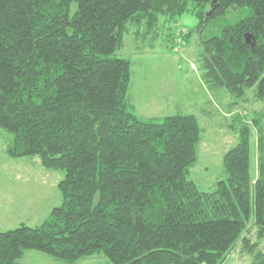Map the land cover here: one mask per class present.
<instances>
[{"label":"trees","instance_id":"1","mask_svg":"<svg viewBox=\"0 0 264 264\" xmlns=\"http://www.w3.org/2000/svg\"><path fill=\"white\" fill-rule=\"evenodd\" d=\"M185 14L198 25L182 44L200 37L206 84L235 100L256 87L264 101V0H0L4 152L65 172L62 205L42 225L0 232V264L27 251L68 264L96 254L111 264H225L238 246L264 264V138L258 177L243 123L223 157L226 179L202 192L187 179L197 117L141 118L129 103L131 62L115 56L128 28L153 38L167 28L173 53L170 27Z\"/></svg>","mask_w":264,"mask_h":264},{"label":"rangeland","instance_id":"2","mask_svg":"<svg viewBox=\"0 0 264 264\" xmlns=\"http://www.w3.org/2000/svg\"><path fill=\"white\" fill-rule=\"evenodd\" d=\"M234 14L231 16L237 20V16L244 17L246 13L238 11ZM215 21L212 22L213 28L219 25ZM197 25L193 15L185 14L170 27L177 37V48L173 53L167 42V28L161 26L158 38H153V35L138 37L136 28L129 27L123 38V48L115 56L131 62L128 96L138 117L164 118L178 114L197 117L202 129L201 142L197 149V162L191 167L187 179L202 192H213L217 183L226 179L223 157L237 145L238 129L243 123L249 124L253 130L251 176L252 179L258 177L262 155L259 136L264 138V101L255 98L256 87L247 90L244 99L235 100L226 89L211 88L206 84L200 66V37L193 35L186 46L181 40L182 33H191ZM256 115L262 116L259 127H253ZM238 116L243 122L237 121ZM4 150L5 140L0 138V232L21 225L40 226L53 208L62 205L58 186L65 172L44 168L39 157L11 158ZM253 196L251 192L249 227L254 221ZM19 263L68 264L39 251L25 252ZM74 264L111 262L104 255L96 254ZM225 264H252V258L242 256L238 246Z\"/></svg>","mask_w":264,"mask_h":264},{"label":"water","instance_id":"3","mask_svg":"<svg viewBox=\"0 0 264 264\" xmlns=\"http://www.w3.org/2000/svg\"><path fill=\"white\" fill-rule=\"evenodd\" d=\"M247 40H248V43H250V38H247Z\"/></svg>","mask_w":264,"mask_h":264}]
</instances>
